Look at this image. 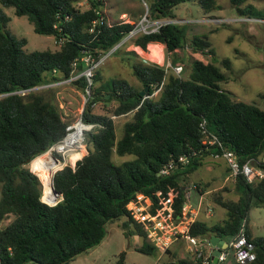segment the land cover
Returning <instances> with one entry per match:
<instances>
[{
    "label": "trees",
    "instance_id": "trees-1",
    "mask_svg": "<svg viewBox=\"0 0 264 264\" xmlns=\"http://www.w3.org/2000/svg\"><path fill=\"white\" fill-rule=\"evenodd\" d=\"M82 1L0 0V218L11 217L0 227V256L6 264H69L77 254L100 242L107 222L122 217L124 233L142 237L136 248L152 253L157 247L148 240L142 223L132 217L126 204L142 193L149 198L154 213L160 206V197L171 190L173 213H181L187 202L186 176L209 154L202 120L207 132L216 134L240 161L257 159L264 152V108L237 99L224 89L221 82L227 77L213 61L191 56L188 74L183 75V71L166 73L164 64L140 58L131 62L140 86L119 77H113L105 86L93 85L81 119L94 126L85 131L83 151L74 166L66 164L52 176L60 197L52 204L44 201L42 182L29 162L64 135L67 122L52 97L53 86L32 87L68 77L72 61L84 50L90 49L95 55L106 52L134 25L105 18L89 31L90 22L98 15L96 8L105 3L86 0L87 6L80 7ZM184 1L198 2L204 12L220 7L216 0H148L147 15L175 17V6ZM245 1L231 0L238 12L248 13L252 5ZM9 6L16 15H26L35 32L61 38V44L56 48L25 49L26 38L16 36L8 26L10 16L3 7ZM129 40L143 49L149 42H161L172 63L184 62V56L175 50L187 43L184 27L178 23L162 24L157 31ZM190 46L192 51L213 53L205 34L194 35ZM223 63L229 66V58H224ZM83 67L79 60L76 73ZM100 77L97 68L93 82L98 83ZM163 77L157 94H139L145 85L146 94H150ZM71 82L81 89L85 86L82 75ZM98 99L114 100L109 110L113 115L131 112L120 136L116 135L110 114L92 111ZM114 154L122 158L117 161ZM181 155L188 157L185 165L176 161ZM170 161L174 166L169 173H159ZM235 187L236 199L224 198L220 191L214 196L225 209L224 218L213 222L195 218L188 224V233L209 237L214 234L229 241L244 222L255 252V257L245 264H264V235H252L248 227L250 209L264 204V179L248 182L238 175ZM173 262L202 264L198 258L183 256Z\"/></svg>",
    "mask_w": 264,
    "mask_h": 264
},
{
    "label": "rangeland",
    "instance_id": "rangeland-1",
    "mask_svg": "<svg viewBox=\"0 0 264 264\" xmlns=\"http://www.w3.org/2000/svg\"><path fill=\"white\" fill-rule=\"evenodd\" d=\"M145 1L148 9V0ZM216 1L220 7L210 12H204L196 1H184L174 8L175 18L183 20L182 22H178V24L184 27L187 42L183 47L175 49L178 50L180 56H184V62L181 60L178 62L183 66L181 72L183 71V75L188 74L191 56L201 58L205 61L211 60L227 77L225 81L221 82V86L224 89L230 91L231 95L237 99L253 102L264 108V0H246L245 3L252 5V10L248 13L238 12L231 0ZM105 3H107L106 8L113 10L115 17L119 10H126L131 13L139 12L138 14L140 15L144 14L147 10L146 4H143V0H105ZM85 6H87V3L86 0H83L80 7ZM3 9L10 16L8 22L10 30L16 36L26 38L25 49L56 48L59 46L54 42L55 37L53 35L35 32L33 24L28 20L26 15H16L13 7L10 6L3 7ZM210 16L231 17L233 19L218 24L199 20L200 18ZM196 34L206 35L213 53L192 51L190 39ZM150 49L154 48L150 47ZM158 49V55H155L156 60H162V50L161 48ZM163 52L165 61L159 63H172L170 57L165 53L164 44ZM139 53L143 52L139 48L137 49L130 40L117 48L97 67L101 77L98 83L93 82V85L102 84L105 86L113 77H119L127 79L133 85L140 86L139 80L131 70V62L140 59ZM224 58H229V66L223 63ZM93 85L90 90L91 95L93 93ZM50 86H53L51 89L52 97L60 107L62 116L67 124L77 122L79 117H81L84 104L89 99L87 97L84 98V89H81L77 84L72 82ZM102 91L104 90L102 89ZM114 104V100L103 101L102 99H98L92 104V111L110 114L115 122L116 135L120 136L123 122L130 117L131 112L113 115L109 110ZM85 131L83 132L82 144L84 142ZM40 155L31 162V166L35 169L42 182L41 185L44 187L42 195L44 196L50 189L52 175L48 171L50 169L47 170L38 166L39 164H37L36 160ZM78 155L80 154L73 156L70 161L66 160L65 163H61L60 167L66 164L74 165ZM113 157L117 161L122 158L116 154ZM189 176L191 179H197V177L207 179L209 173L206 171V168L199 167ZM189 183L187 181V184ZM198 185L201 187L199 183ZM209 185L207 183L206 186H203L204 189ZM218 191H220V194L224 198L236 199L238 197L235 183L232 186L227 185L224 188L206 193L203 196L204 207L206 208L202 207L199 210L201 212L199 216L207 222H213L217 220V217H225L223 213L222 215H214L216 213L215 209L220 212L224 211L214 200V196ZM190 193L191 196L188 201L195 205L196 195L192 189ZM59 197L60 195L57 196V198ZM209 209V216H206L205 212L207 210L209 211ZM10 218L6 217L5 222ZM124 219L125 217H122L121 219L107 222L105 234L100 242L88 250L77 254L69 264H171V262L180 256V252L173 254L171 250H159L158 248L152 253L139 251L136 247L141 244L142 237L136 233L126 235L120 225V222ZM249 220L253 233L264 235V205L252 207L249 211ZM177 239L183 240L184 238L179 236ZM184 241L186 242L185 239ZM185 242L183 244H186ZM121 251L124 253L120 257ZM184 255L191 256L192 253L185 252Z\"/></svg>",
    "mask_w": 264,
    "mask_h": 264
},
{
    "label": "built area",
    "instance_id": "built-area-1",
    "mask_svg": "<svg viewBox=\"0 0 264 264\" xmlns=\"http://www.w3.org/2000/svg\"><path fill=\"white\" fill-rule=\"evenodd\" d=\"M143 4H146L145 0H143ZM96 10L98 15L90 22V25L88 27L89 31H93L95 27L103 23L104 19L106 18L104 13V4L100 5V7H97ZM231 19L233 18L222 16H210L200 18L199 20L202 22L208 21L218 24L224 21H229ZM106 20L110 21L108 18H106ZM182 21V19L175 17L151 18L147 15L146 10V12L142 14L140 18L134 23L133 27L127 32L123 39L116 45H114L112 48H110L108 51L95 55L90 49L84 50L79 58H75L72 61L71 73L68 77L58 80L56 82L44 85H37L32 88L36 89L46 85H58L62 83H68L75 79L78 75H82L85 79L83 96L84 98H90V90L93 85L94 71L109 56L110 53L114 52L115 48L118 45H120L123 41L136 37L138 34L157 31L160 25L162 24L171 22L178 23ZM54 42L60 45L62 39L55 38ZM79 60L84 63V67L80 72L76 73V67ZM143 61L147 62L149 60L144 58ZM164 66L166 73L172 70L174 73L179 74L183 68L181 63L172 64L170 62H167L164 63ZM164 79L165 77H163V79L155 86V88L150 94H145L143 95V97L152 96L155 93L159 92L163 85ZM21 92H24V90H21ZM78 121L88 125V129L94 126L93 123L83 122L81 117H79ZM72 123L67 124L65 126L64 135L59 140L52 143L44 151H49L52 157L61 163H65L66 160L70 161L71 155L80 152L82 149L81 145L83 141V135L81 137V140L76 137V135L73 133ZM200 125L201 130L204 133V141L206 143L205 148L209 151L208 155H211L212 157L223 158L228 166L230 177L236 179L238 175H243L248 182H254L259 179H264V152L260 154L257 159L254 157H249L244 161H240L237 153L233 149L225 147L223 145V142L218 138L216 134L207 132L205 128V120H202ZM176 161H179L180 164L185 165L188 162V157L185 155H181ZM29 164L31 163L29 162ZM173 166V162L170 161L160 169L159 173L167 174L173 168ZM195 187L196 184L188 185L185 192L187 202L183 204L182 211L178 214L173 213V193L171 192V190L168 192L167 196L160 197V206L156 209L154 213H152L150 210L149 198L144 196L142 193H138L136 199L130 200L126 204V206L132 217L142 223L143 227L146 230L148 240L152 242L159 250H166L171 244V242L180 236L186 240L187 249L193 254V257L200 259L202 264H209L211 260V252L213 249V245L210 243V237L206 235H191L188 233V224L190 221L195 219L196 214V211L193 210L188 204V200L190 198V190ZM5 218V216H2V218H0V227L6 223ZM229 254L232 255V257L234 258L235 264H245L247 261L255 257L254 245L247 238L244 222H242L237 234L228 241L227 249H221L220 253L217 256V262L219 264H226L225 262ZM0 264H6L2 261L1 256Z\"/></svg>",
    "mask_w": 264,
    "mask_h": 264
},
{
    "label": "crops",
    "instance_id": "crops-1",
    "mask_svg": "<svg viewBox=\"0 0 264 264\" xmlns=\"http://www.w3.org/2000/svg\"><path fill=\"white\" fill-rule=\"evenodd\" d=\"M106 5H107V3H105V5H104V13H105L106 18H108V19L110 18L109 20L111 22L129 21V22H133V24H134L141 16L140 14H138L139 12L131 13V12L126 11V10H119L118 13H117V16L115 17L114 13H113V10H111L109 8H106ZM120 18H122V19H120ZM135 47H137V49L139 48L143 52V53H139L140 54V58L142 60L144 58L147 59V60H154V59L156 60L157 58L155 57V55H158V52H159L158 48H161V50H162V60L159 59V60H156V61L158 63L159 62L163 63L165 61V56H164V52H163V43H161V42H149L147 44V48L146 49L141 48L139 45H135ZM150 47L154 48V49H150ZM176 52L178 53V50H176ZM178 62L179 61H176L175 63H178ZM79 156H81V154L78 155L77 158ZM199 167L206 168V171L209 173V176H208L207 179H203V177H197V179H191L190 178L189 175L191 173H193ZM197 168H195L192 172H190L187 175V178H186L187 181L190 182L189 184H187V186L191 185V184H196V187L192 189L194 191L195 195H196V204L193 205L192 203H189V201H188V204L191 206V208L193 210L196 211L195 218L202 219L199 216L200 213H201V212H199V210H201L202 207H204V204H205L203 202V196H205L206 193H209V192H211L213 190L224 188L227 185H229V186L234 185L235 179H233L232 177L229 176L228 166H227L225 160L223 158H221V157H212L211 155L210 156L207 155V156H205L202 159V163ZM198 183L201 185V187H199ZM207 183H209L210 185L206 189H204L203 186H206ZM190 196H191V193H190ZM204 208H206V207H204ZM222 209H224V208L222 207ZM215 212L216 213L214 215H216V214L217 215H220V214L222 215V213L225 214V209H224V211H221V212L217 211V209H215ZM209 213H210V209H209V211L207 210V212H205L206 216H209ZM221 219L222 218H218L217 217L218 221H220ZM202 220H204V219H202ZM217 220H215V221H217ZM248 227H249V230H250L252 235H263V234H255V233H253V231L251 229V226H250L249 216H248ZM184 242H185L184 239L183 240H181V239L178 240L176 238V239H174L171 242V244L169 245V247L166 250H171V252L173 254H175L177 252L178 253L180 252V256H183V257L194 258L192 256L193 254L191 256L190 255H184L185 252H190L187 249V244H183ZM225 263L226 264H235V260L232 257V255L229 254V256L227 257ZM171 264H174V262H171Z\"/></svg>",
    "mask_w": 264,
    "mask_h": 264
},
{
    "label": "bare ground",
    "instance_id": "bare-ground-1",
    "mask_svg": "<svg viewBox=\"0 0 264 264\" xmlns=\"http://www.w3.org/2000/svg\"><path fill=\"white\" fill-rule=\"evenodd\" d=\"M88 127H89L88 125H86L84 123H81L80 121H77V122L72 124L73 133L80 140H81V137L83 135L84 130L88 129ZM81 152H82V149H81L80 152L72 154L70 159L73 156L77 155V154H81ZM49 157H50V160H49ZM36 161H37V164H39L38 165L39 167H43V168H45L47 170L50 169L51 171L50 170H48V171L51 173L52 176H53L54 171L61 166V162H59L56 159H54L49 151H46L42 155H40V157ZM51 182H52V178H51V181H50V189L42 197L43 200L49 202V204L53 203V201L56 198V195H55V193L53 192V190L51 188ZM44 191H45V189H44Z\"/></svg>",
    "mask_w": 264,
    "mask_h": 264
},
{
    "label": "water",
    "instance_id": "water-1",
    "mask_svg": "<svg viewBox=\"0 0 264 264\" xmlns=\"http://www.w3.org/2000/svg\"><path fill=\"white\" fill-rule=\"evenodd\" d=\"M147 90H148V85H145L143 89H140L139 94L145 95L147 93ZM51 188L56 195V198L54 200V203H55L57 201V196L60 195V192L54 188L53 182H51ZM210 243L213 245V249L211 252V261L209 264H216L218 261L217 260L218 254L220 253L222 248H225L228 246V241L213 234V235H210Z\"/></svg>",
    "mask_w": 264,
    "mask_h": 264
},
{
    "label": "clouds",
    "instance_id": "clouds-1",
    "mask_svg": "<svg viewBox=\"0 0 264 264\" xmlns=\"http://www.w3.org/2000/svg\"><path fill=\"white\" fill-rule=\"evenodd\" d=\"M152 61V60H151ZM156 62V61H155ZM173 64V63H172ZM79 158V157H78ZM211 261V260H210Z\"/></svg>",
    "mask_w": 264,
    "mask_h": 264
}]
</instances>
